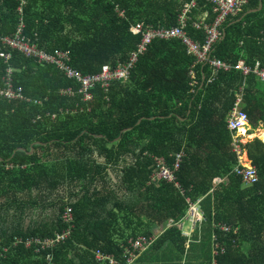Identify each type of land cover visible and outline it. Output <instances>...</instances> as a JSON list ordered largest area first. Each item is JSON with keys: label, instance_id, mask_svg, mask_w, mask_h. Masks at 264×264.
Returning a JSON list of instances; mask_svg holds the SVG:
<instances>
[{"label": "trees", "instance_id": "obj_1", "mask_svg": "<svg viewBox=\"0 0 264 264\" xmlns=\"http://www.w3.org/2000/svg\"><path fill=\"white\" fill-rule=\"evenodd\" d=\"M186 1L0 0V35L15 30L20 6L26 37L48 54L65 53V66L91 75L128 60L140 41L132 24L169 27ZM260 2V9L246 12ZM211 18L210 5L197 0L188 36L201 42L192 20ZM219 29L224 37L211 57L264 63V0H248ZM7 69L28 101L0 97V264H100L95 251L123 262L130 240L167 222L154 246L170 242L182 250L174 223L185 212V198H198L215 224V264H264V142L243 145L258 174L257 181H245L234 172L238 156L226 121L243 82L239 71L212 77L177 40H154L126 81L111 82L106 91L97 85L84 102L79 94H60L76 92L79 83L54 65L12 51L7 62L0 55V77ZM241 99L252 130L264 128V82L246 77ZM179 153L176 186L151 179L154 157L171 165ZM65 207L73 215L67 239L39 250L25 246L65 231Z\"/></svg>", "mask_w": 264, "mask_h": 264}, {"label": "built area", "instance_id": "obj_2", "mask_svg": "<svg viewBox=\"0 0 264 264\" xmlns=\"http://www.w3.org/2000/svg\"><path fill=\"white\" fill-rule=\"evenodd\" d=\"M197 0H188L184 2L179 13L176 15V23L169 26H152L151 24H145L143 22H135L130 26V31L133 35L140 36V41L136 46V49L130 54L127 61L116 62L113 67L108 64L101 66V69L96 74L82 75L79 72L74 71V69L65 66L66 54L60 52L59 50L48 54L45 49L40 48L37 43L31 37H26L24 34L25 23L22 19H18L15 30L11 35H0V55L4 58V62L11 57V52L16 51L25 58H30L35 60L38 64H50L54 65L58 71L64 72V74L69 78H76L79 83V87L74 92L72 89H60L61 95H81V100L84 102L90 101L92 95L90 91L97 85H99L104 91L108 88L109 84L114 81H126L130 74L134 63L136 62L138 56L144 54L149 45L154 40H177L183 47L184 52L187 56L193 58V64L206 63L211 70L212 77L219 71L229 72L231 70L239 71L242 74L243 82L242 85L235 92V103L227 116V126L228 130L231 131L233 140V152L238 156V165L235 166L234 172L248 182H253L258 180V174L256 169L250 164L246 152L243 153L245 148H243V139L247 138L252 140L251 136H256L252 128L249 125L247 113L241 109L242 95L245 87V79L249 75H254L259 81L264 82V63L260 61H255L252 65L246 64L244 61L240 60L237 64H231L220 59L211 57V48L215 42L221 37H223V32L220 31V25L230 18V16H235L239 14L245 8L248 0H204V2L210 5V11L212 13V18L208 22H202L192 20L191 25L195 29H201L203 34V40L201 42L191 39L186 30V22L189 18V12L192 8L196 6ZM21 7L19 6L16 11L19 13V17L23 16L21 13ZM122 14V11H119ZM63 55L64 57H61ZM11 69H7V73L0 77V97L6 101L11 100H26L20 88H15L11 80ZM210 75V76H211ZM188 76L190 79L193 78L192 70L188 71ZM211 81V77L208 78L207 82ZM194 82H191L193 84ZM258 138V136H257ZM260 139V138H259ZM244 154L245 164L241 161V156ZM181 153L176 155L175 159L168 165L161 158L154 157L156 162V168L151 174L152 180H164L166 182H171L176 186L175 171L178 167V162ZM244 162V161H243ZM213 181H220L219 177L213 179ZM187 202V207L185 209V217L190 220L193 224L195 222H200L203 219V213L199 207L198 198L194 201H190L185 198ZM72 211L70 207H65L61 214L62 221L68 223V227L65 231L57 234L53 239H31L25 241V246L34 245L37 249H44L45 247H52L57 243L63 242L70 236L72 228ZM219 227L225 231H229V228L225 224H220ZM157 238V235H139L133 240L128 242V247L124 248L123 255L124 262H130L132 258L141 251L148 248ZM19 240L17 239L16 242ZM94 259L96 262L101 264H121L114 257L107 254H101L99 251L94 252Z\"/></svg>", "mask_w": 264, "mask_h": 264}, {"label": "crops", "instance_id": "obj_3", "mask_svg": "<svg viewBox=\"0 0 264 264\" xmlns=\"http://www.w3.org/2000/svg\"><path fill=\"white\" fill-rule=\"evenodd\" d=\"M255 128L253 130L255 131V135L258 132L256 136L264 142V140L261 139L264 137V128L261 126ZM169 224L170 223L167 222L164 227L163 225H160V227H153V233L151 235H157L158 238V236L168 228ZM174 224L184 240L182 250H179L170 242H164L162 245L154 246L157 240L156 238L148 248L136 254L130 262H124L126 256L123 254V262L120 260L117 261L121 262V264H215L218 246L215 224L213 222L210 223L207 221L203 215L202 221L192 224L190 220L185 217L184 212L180 220ZM218 229L225 231L220 227H218Z\"/></svg>", "mask_w": 264, "mask_h": 264}, {"label": "rangeland", "instance_id": "obj_4", "mask_svg": "<svg viewBox=\"0 0 264 264\" xmlns=\"http://www.w3.org/2000/svg\"><path fill=\"white\" fill-rule=\"evenodd\" d=\"M19 19H22V20L24 21V16H20ZM24 23H25V22H24ZM217 41H218V40H217ZM217 41H216V42H217ZM216 42H215V43H216ZM60 56H61V57H64L63 55H60ZM27 59H30V58H27ZM255 130H256V128H255ZM253 132H255V131H253ZM257 133H258V132H257ZM257 133H256V135H258ZM252 134H255V133H252ZM254 138H257V136H251V139H254ZM261 139L264 140V137H262ZM249 141H251V140H248V141H247V138H246V139H243V143H244V145H245L246 143H248ZM245 152H246V151H244L243 153H245ZM245 160H246V159H245L244 154H243V155L241 156V161H242V163H243L244 165H246V164H245ZM243 161H244V162H243Z\"/></svg>", "mask_w": 264, "mask_h": 264}, {"label": "water", "instance_id": "obj_5", "mask_svg": "<svg viewBox=\"0 0 264 264\" xmlns=\"http://www.w3.org/2000/svg\"><path fill=\"white\" fill-rule=\"evenodd\" d=\"M261 7V2L259 3V6H257L256 8H251V9H248L246 12H251V11H255V10H258L260 9ZM224 37V36H223ZM127 128H123L122 132L126 131ZM32 152V151H31Z\"/></svg>", "mask_w": 264, "mask_h": 264}, {"label": "bare ground", "instance_id": "obj_6", "mask_svg": "<svg viewBox=\"0 0 264 264\" xmlns=\"http://www.w3.org/2000/svg\"><path fill=\"white\" fill-rule=\"evenodd\" d=\"M221 32H223V31H221Z\"/></svg>", "mask_w": 264, "mask_h": 264}]
</instances>
